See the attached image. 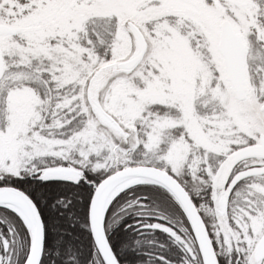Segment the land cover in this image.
<instances>
[{"label":"snow or ice","instance_id":"6c2138e0","mask_svg":"<svg viewBox=\"0 0 264 264\" xmlns=\"http://www.w3.org/2000/svg\"><path fill=\"white\" fill-rule=\"evenodd\" d=\"M0 264H264V0H0Z\"/></svg>","mask_w":264,"mask_h":264}]
</instances>
